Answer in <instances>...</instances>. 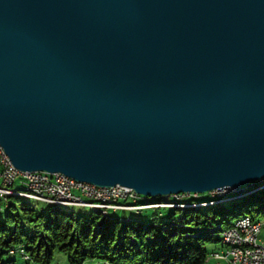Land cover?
I'll list each match as a JSON object with an SVG mask.
<instances>
[{
	"label": "water",
	"instance_id": "1",
	"mask_svg": "<svg viewBox=\"0 0 264 264\" xmlns=\"http://www.w3.org/2000/svg\"><path fill=\"white\" fill-rule=\"evenodd\" d=\"M0 143L148 197L264 180V0H0Z\"/></svg>",
	"mask_w": 264,
	"mask_h": 264
},
{
	"label": "trees",
	"instance_id": "2",
	"mask_svg": "<svg viewBox=\"0 0 264 264\" xmlns=\"http://www.w3.org/2000/svg\"><path fill=\"white\" fill-rule=\"evenodd\" d=\"M243 195L252 198L240 200ZM170 196L142 195L137 201L131 199L132 203L122 199L118 203L127 206L156 205L91 207L88 215H77L59 206L64 204L56 203L49 210H40L31 202L22 201V195L0 197L19 199L18 203L12 201L6 211L0 210V264H17V254L27 263L51 264L55 251L63 252L70 264L95 259L105 264H207L208 244L223 241L227 249L222 233L235 226L238 219H264V180L243 185L241 191L228 192L224 197L210 192L183 194L182 198ZM227 200L229 206L225 204ZM162 207L171 208L169 219L144 221L108 212ZM246 207L249 209L245 213L239 212ZM179 211L182 215L176 218ZM236 215L239 218L233 220Z\"/></svg>",
	"mask_w": 264,
	"mask_h": 264
},
{
	"label": "built area",
	"instance_id": "3",
	"mask_svg": "<svg viewBox=\"0 0 264 264\" xmlns=\"http://www.w3.org/2000/svg\"><path fill=\"white\" fill-rule=\"evenodd\" d=\"M26 174L29 177L38 178V186L50 194H56L57 191L75 192L81 190H89V192L97 197H118L121 191H128L135 198L138 193L128 186H99L95 183L88 182V185H81V180L70 177L62 172L50 173L47 171H20L11 161L9 155L0 143V180L9 178V175ZM43 181H50V188H43ZM2 197V193H1ZM116 209V208H114ZM242 221H250L249 229L240 228V223L235 231H232V238L237 240L253 239L251 250L245 252H227L224 255L228 258L227 264H264V241L254 239L256 225L259 222L251 218H244ZM219 256V255H216Z\"/></svg>",
	"mask_w": 264,
	"mask_h": 264
},
{
	"label": "bare ground",
	"instance_id": "4",
	"mask_svg": "<svg viewBox=\"0 0 264 264\" xmlns=\"http://www.w3.org/2000/svg\"><path fill=\"white\" fill-rule=\"evenodd\" d=\"M18 177H24L26 179L25 189H16L14 187V183ZM1 181L3 185L0 186V196H1V193H2V196L11 195V194L29 195L35 198L36 200H41V201H45L48 203L83 205V206H91V207H100L104 209L105 208H116V209L117 208H142V207H149V206L156 205V204H143V205L140 204V205L127 206L124 204L122 205L116 204L115 202L119 201L120 199L132 198L136 201V199L139 198V196H135V198H133L129 194L128 191H121L120 198L118 197H97V196L92 195L89 192V190H81V191H78L77 194L75 192L57 191L56 194L48 195V192H46L44 189L38 186V178L29 177L26 174H19L18 176L9 175V178L2 179ZM81 185H88V181L81 180ZM117 185H121V184H117ZM121 186H125V185H121ZM43 188H50V181H43ZM228 189H231L234 192H239L236 188H228ZM138 195H141V194L138 193ZM256 222H259V225H256V230L254 232V239H259V234L262 230L263 222L262 221H256ZM239 223H240V228L242 229L250 228L249 221H242L238 219L235 226L223 231L222 237L224 239V242L227 244V250H226L227 252H245V251L252 249L253 239L237 240V239L232 238V231H235L236 228H238Z\"/></svg>",
	"mask_w": 264,
	"mask_h": 264
},
{
	"label": "rangeland",
	"instance_id": "5",
	"mask_svg": "<svg viewBox=\"0 0 264 264\" xmlns=\"http://www.w3.org/2000/svg\"><path fill=\"white\" fill-rule=\"evenodd\" d=\"M20 185V188H16ZM26 185V179L24 177H18L14 183V187L16 189H25ZM232 190L231 189H223V190H213L211 191L210 193L211 194H215L217 196H221V197H224L225 194H228V192H231ZM183 194H188V193H181V194H178V195H172L170 196V198H182V195ZM23 197H21L22 201H29L31 202L36 208L42 210V209H45V210H49L50 208L54 207L55 205H53L52 203H48V202H45V201H41V200H36L35 198L29 196V195H22ZM260 196V195H258ZM1 197V196H0ZM4 197V196H2ZM141 198V196H139V198L136 199L139 200ZM248 198H252V196H248V195H243L240 197V200H245V199H248ZM129 200L127 201V203H132V198H128ZM132 199V200H131ZM19 199L17 198H14V197H8V198H5V199H1L0 200V204H1V211H6L7 209V206L13 201L15 203H18ZM122 200V199H120ZM135 201V200H134ZM116 204H120L117 202H115ZM173 205L176 204L175 202L172 203ZM225 204L226 206H229L230 205V201L227 200L225 201ZM122 205V204H121ZM125 205V204H124ZM159 205V204H157ZM61 208L65 209V210H72L74 213H76L77 215H88L90 214V212L92 211V208L91 206L88 207V206H80V205H76V206H73V205H70V204H64V205H59ZM155 206V205H154ZM163 206H167L166 204L163 205ZM169 206V205H168ZM249 208L246 207L245 209L243 210H239V212H243L245 213L246 210H248ZM170 211H171V208L170 207H162V208H146V209H142V210H114V209H108V212L110 215H118V216H124V215H128L130 217H137V218H140L144 221H151L153 219H156V220H165V219H169L170 216ZM182 215V211H179L177 214H176V218H180ZM243 215H240L239 217H243ZM238 215L234 216L232 219L233 220H237L238 218ZM259 220H261L263 222V227H262V233L260 232L259 234V239H260V242L264 241V219L262 217H259L258 218ZM222 246H223V241H219V242H212V243H209L208 244V250H209V253H208V259H207V264H215V261H217L218 259L219 260H222V258H218L215 257L214 258V255H220V253H212L213 250L217 249L219 251H221L222 249ZM226 247V246H224ZM227 249L225 248L224 251H226ZM16 259H17V264H37L35 262H31V263H27L25 261V259L17 254L15 255ZM223 263L224 260L222 261ZM105 262L102 261V260H90V261H86L84 262L83 264H104ZM51 264H70L68 259H67V256L61 252V251H55V254H54V258L51 262ZM107 264V263H106Z\"/></svg>",
	"mask_w": 264,
	"mask_h": 264
},
{
	"label": "crops",
	"instance_id": "6",
	"mask_svg": "<svg viewBox=\"0 0 264 264\" xmlns=\"http://www.w3.org/2000/svg\"><path fill=\"white\" fill-rule=\"evenodd\" d=\"M3 184H2V181L0 180V186H2ZM263 230V229H262ZM262 230H261V233H262ZM261 235V234H260ZM225 246V244L223 243V246H222V249H221V251H219V250H217V249H215V250H213L212 251V253L214 254V253H220V255L219 256H216V255H214V258L215 257H217V259L218 258H222V260H217V261H215V264H227L228 263V258L224 255V249L226 248V247H224ZM224 260V262L225 263H223L222 261ZM105 264V263H104Z\"/></svg>",
	"mask_w": 264,
	"mask_h": 264
}]
</instances>
